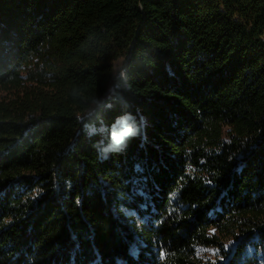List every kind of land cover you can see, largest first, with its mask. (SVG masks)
<instances>
[{"label": "trees", "instance_id": "16d2710c", "mask_svg": "<svg viewBox=\"0 0 264 264\" xmlns=\"http://www.w3.org/2000/svg\"><path fill=\"white\" fill-rule=\"evenodd\" d=\"M0 264H264V0H0Z\"/></svg>", "mask_w": 264, "mask_h": 264}, {"label": "snow or ice", "instance_id": "6c2138e0", "mask_svg": "<svg viewBox=\"0 0 264 264\" xmlns=\"http://www.w3.org/2000/svg\"><path fill=\"white\" fill-rule=\"evenodd\" d=\"M130 131H131V128L126 129V133H128V132H130ZM122 141H123V138H122V137H117L116 140H115V143H116L117 145H119V144L122 143Z\"/></svg>", "mask_w": 264, "mask_h": 264}]
</instances>
